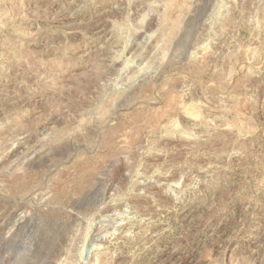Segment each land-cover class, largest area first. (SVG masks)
Segmentation results:
<instances>
[{"label": "rangeland", "instance_id": "obj_1", "mask_svg": "<svg viewBox=\"0 0 264 264\" xmlns=\"http://www.w3.org/2000/svg\"><path fill=\"white\" fill-rule=\"evenodd\" d=\"M0 264H264V0H0Z\"/></svg>", "mask_w": 264, "mask_h": 264}]
</instances>
